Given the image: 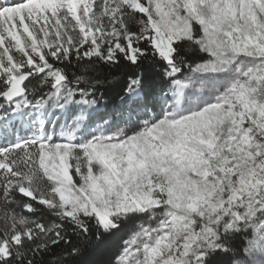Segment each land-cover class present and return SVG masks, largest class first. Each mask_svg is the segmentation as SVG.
Wrapping results in <instances>:
<instances>
[{"label": "snow or ice", "instance_id": "snow-or-ice-1", "mask_svg": "<svg viewBox=\"0 0 264 264\" xmlns=\"http://www.w3.org/2000/svg\"><path fill=\"white\" fill-rule=\"evenodd\" d=\"M0 264H264V0H0Z\"/></svg>", "mask_w": 264, "mask_h": 264}, {"label": "trees", "instance_id": "trees-1", "mask_svg": "<svg viewBox=\"0 0 264 264\" xmlns=\"http://www.w3.org/2000/svg\"><path fill=\"white\" fill-rule=\"evenodd\" d=\"M137 222L136 221H131L125 226V235H128L131 233V231L135 228Z\"/></svg>", "mask_w": 264, "mask_h": 264}]
</instances>
